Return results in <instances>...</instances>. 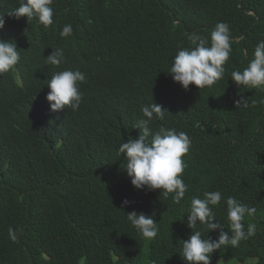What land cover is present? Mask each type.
Listing matches in <instances>:
<instances>
[{
  "label": "trees",
  "instance_id": "1",
  "mask_svg": "<svg viewBox=\"0 0 264 264\" xmlns=\"http://www.w3.org/2000/svg\"><path fill=\"white\" fill-rule=\"evenodd\" d=\"M18 6L19 0L0 6L6 20L0 38L14 40L21 54L15 69L0 76V264H187L182 240L193 231L187 213L191 198L205 190L255 209L243 221L255 234L216 250L212 264H264V91L231 79L264 40V0H54L47 29L7 14ZM218 22L229 25L235 41L224 76L185 90L167 72L171 60L191 46L192 32L210 42ZM66 24L73 34L62 38ZM53 48L64 49L59 67L46 64ZM65 69L86 74L82 103L77 111H52L47 83ZM241 95L255 104L238 109ZM154 102L168 112L152 127L174 128L191 140L183 157L189 191L180 204L161 190L135 188L118 152L139 137L132 125ZM125 198L133 203L122 207ZM131 211L154 216V240L130 225ZM214 211L228 231L223 199ZM9 227L23 230L18 242Z\"/></svg>",
  "mask_w": 264,
  "mask_h": 264
},
{
  "label": "clouds",
  "instance_id": "2",
  "mask_svg": "<svg viewBox=\"0 0 264 264\" xmlns=\"http://www.w3.org/2000/svg\"><path fill=\"white\" fill-rule=\"evenodd\" d=\"M3 2L4 0H0V6H3ZM53 4L54 0H19V6L7 11V14L16 19L27 17L28 23L36 19L47 29L54 24ZM5 24V16L2 14L0 29H3ZM72 34L71 24L64 25L60 32L62 38H68ZM187 39L191 46L178 50L167 72L185 90H189V86L193 84L200 90L213 86L223 78L225 65L235 42L229 25L218 22L211 31L210 42L208 37L198 32L190 33ZM13 41L0 38V76L14 70L21 60V54ZM64 62L63 48H53L52 53L46 57L48 65L59 67ZM231 79L241 89L264 91V40L257 43L252 57L242 71H232ZM83 83H86V74L79 69H65L53 73L47 83L50 89L47 99L51 110L77 111L82 103L80 85ZM235 103L238 109H248L255 101L250 103L248 97L241 95ZM141 112L142 118L132 125L140 130L139 137L125 140L118 148L119 154L127 161L123 168L135 188L161 190L163 195H171L173 202L180 204L189 191V185L183 179L187 167L183 157L190 150V137L174 128L152 127L154 120L166 119L168 110L161 104L154 102L145 105ZM222 199L227 209L228 231H225L214 211L221 205ZM131 203L133 202L125 198L122 207ZM254 212V208H249L233 196L224 197L219 190H205L202 198L192 197L187 213V225L193 231L188 239L182 240V258L187 264H212V256L216 250L226 245L238 247L241 241L248 240L255 234V226L249 224L246 228L243 222L246 214L252 215ZM127 220L144 239L154 240L157 237L159 228L154 216L131 211L127 212ZM198 226L202 228L198 229ZM216 230H219V235L212 239L209 233ZM22 231L9 227V238L18 242V234ZM205 232L207 238L204 237Z\"/></svg>",
  "mask_w": 264,
  "mask_h": 264
}]
</instances>
